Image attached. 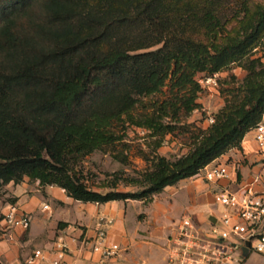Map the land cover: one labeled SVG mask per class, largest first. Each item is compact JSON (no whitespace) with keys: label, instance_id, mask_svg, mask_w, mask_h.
I'll list each match as a JSON object with an SVG mask.
<instances>
[{"label":"trees","instance_id":"trees-1","mask_svg":"<svg viewBox=\"0 0 264 264\" xmlns=\"http://www.w3.org/2000/svg\"><path fill=\"white\" fill-rule=\"evenodd\" d=\"M191 2L0 0V197L29 177L81 202L150 201L241 148L264 116V49L252 56L264 46V6L245 2L242 31L224 34V0ZM197 27L208 42L193 36ZM235 63L247 70L239 99L214 114L188 152L156 155L150 169L128 177L138 190H118V172L106 192L72 173L73 162L95 151L128 164V153L114 148L127 123L148 130L158 148L183 116L203 107L197 75ZM167 86V97L144 105Z\"/></svg>","mask_w":264,"mask_h":264},{"label":"crops","instance_id":"crops-1","mask_svg":"<svg viewBox=\"0 0 264 264\" xmlns=\"http://www.w3.org/2000/svg\"><path fill=\"white\" fill-rule=\"evenodd\" d=\"M176 144L172 142L171 146ZM217 160L227 162L230 179L211 182L199 173L167 186L150 201L81 202L69 197L61 187L42 186L39 180L29 177L19 184L10 182L0 197V258L3 264H25L34 249H50L54 240L62 236L70 248V264H167L170 238L183 215H194L206 227L207 219L220 210L214 199L216 191L239 189L242 194L246 186L254 191L264 188V155L253 129L245 135L240 149L233 148ZM6 197L16 200L12 203ZM45 204L49 205L48 209L44 208ZM13 206L31 215L29 228L7 225L5 215ZM102 214L114 219L108 241L119 243L123 249L120 255L104 262L90 244L85 247L82 244L83 238L95 235ZM53 257L50 252L39 264H51ZM249 258L246 257L247 261Z\"/></svg>","mask_w":264,"mask_h":264},{"label":"built area","instance_id":"built-area-1","mask_svg":"<svg viewBox=\"0 0 264 264\" xmlns=\"http://www.w3.org/2000/svg\"><path fill=\"white\" fill-rule=\"evenodd\" d=\"M217 85L216 75L205 77L201 83ZM210 124L215 122L214 115L209 117ZM260 152L264 155V116L253 129ZM200 173L207 181L218 182L231 178L227 162L215 160L201 169ZM215 203L220 207L215 222L207 219V226L198 223L192 214H185L175 228L168 248L167 264H235L239 263L237 255L244 258V248L248 253L255 251L264 256V188L254 191L246 186L244 193L222 188L214 194ZM49 208L48 204L44 205ZM8 226L21 225L25 229L31 225V215L19 212L16 207L6 213ZM114 219L109 215H100L95 228V235L83 238V246L90 244L91 250L100 256L102 262L120 255L121 245L108 241L109 229ZM54 257L51 264H70V248L62 236L54 240L50 249L36 248L28 256L25 264H39L45 261L49 253ZM0 264L3 260L0 258Z\"/></svg>","mask_w":264,"mask_h":264},{"label":"rangeland","instance_id":"rangeland-1","mask_svg":"<svg viewBox=\"0 0 264 264\" xmlns=\"http://www.w3.org/2000/svg\"><path fill=\"white\" fill-rule=\"evenodd\" d=\"M201 2L202 0H192L191 5L193 8H197ZM245 2L248 3L251 10H254L258 5L264 6V0H224L221 4L222 13H224L225 17L224 21L226 20V31L224 34L230 31L233 34L242 31L246 20L244 18L245 11L243 10ZM193 36L204 42L210 40V37L206 36V29L204 28L197 27V31L193 32ZM263 49L264 46L260 43L254 49L256 52L252 56H261ZM246 74L247 70L239 63L232 64L230 67L216 74L218 84L202 86V90L199 93L198 101H200L203 107L194 110L187 116H183L178 123V129L174 133L167 134L164 137L163 143L158 148H155L154 144L156 137L150 136L148 130L127 123L126 129H121L120 132L123 135L122 140L117 142L114 148L116 151L128 153V164H123L116 160L111 151H95L84 156L78 162H73L71 164L72 173L80 177L92 189L106 192L111 190L108 185L112 183L115 177L114 173L118 172L119 177H121L118 183V190H138L139 187L127 184L126 179L128 177L141 176L145 170L150 169L156 155H164L174 159L188 152L197 143L196 135L201 136L211 125L209 122L210 115L218 113L226 104H231L239 99ZM205 77V73L197 75L200 83ZM169 90L170 87L167 86L163 89L162 93L154 97L143 98L144 105L149 104L151 100L164 99L169 95ZM138 110L139 112L144 110L143 104H139ZM120 128H122V125L119 126ZM172 142H177V144L173 147L171 146ZM167 147H171V149ZM172 149H176V151ZM161 151L165 154H161ZM7 199L6 197L5 200ZM239 255L237 257L241 261L235 264H264V256L255 251L244 255L243 259ZM248 256L250 258L247 261L246 257Z\"/></svg>","mask_w":264,"mask_h":264},{"label":"water","instance_id":"water-1","mask_svg":"<svg viewBox=\"0 0 264 264\" xmlns=\"http://www.w3.org/2000/svg\"><path fill=\"white\" fill-rule=\"evenodd\" d=\"M209 218H210V220H211L212 222H215V221H216V218H215L214 216H210ZM249 245H250V243L247 242V246L244 248L245 255L248 254V250H249L248 246H249Z\"/></svg>","mask_w":264,"mask_h":264}]
</instances>
